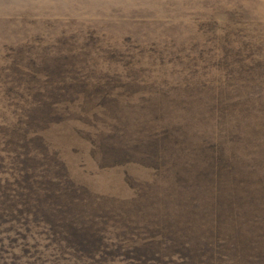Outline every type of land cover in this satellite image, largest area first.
I'll return each instance as SVG.
<instances>
[{
  "label": "rangeland",
  "instance_id": "374dc122",
  "mask_svg": "<svg viewBox=\"0 0 264 264\" xmlns=\"http://www.w3.org/2000/svg\"><path fill=\"white\" fill-rule=\"evenodd\" d=\"M0 264H264V0H0Z\"/></svg>",
  "mask_w": 264,
  "mask_h": 264
}]
</instances>
